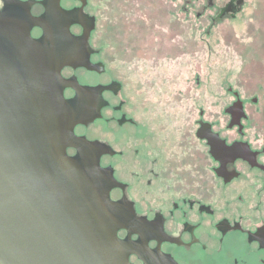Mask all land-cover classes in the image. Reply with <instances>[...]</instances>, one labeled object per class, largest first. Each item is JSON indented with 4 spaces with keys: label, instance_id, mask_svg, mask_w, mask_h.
<instances>
[{
    "label": "flooded vegetation",
    "instance_id": "flooded-vegetation-1",
    "mask_svg": "<svg viewBox=\"0 0 264 264\" xmlns=\"http://www.w3.org/2000/svg\"><path fill=\"white\" fill-rule=\"evenodd\" d=\"M239 1L226 2L218 19L235 18L245 2ZM110 2L102 1L99 41L93 0H0V122L12 121L1 107H47L54 119L61 77L100 87L99 96H89L100 118L77 125L74 134L102 146L100 166L116 181L110 199L122 224L118 238L134 247L130 264H264V119L244 107L245 118L234 120L227 110L241 99L232 89L236 101L222 110L224 118L212 107L172 105V88L181 93L188 78L173 84L171 64L187 66L188 40H176L171 10L125 0L134 12L131 27L124 14H111ZM80 9L95 18L90 61L101 64L100 73L60 70L61 12ZM182 12L187 16L188 7ZM70 32L81 36L84 27L73 24ZM76 95L64 90L65 100ZM66 152L78 154L75 147Z\"/></svg>",
    "mask_w": 264,
    "mask_h": 264
},
{
    "label": "water",
    "instance_id": "water-1",
    "mask_svg": "<svg viewBox=\"0 0 264 264\" xmlns=\"http://www.w3.org/2000/svg\"><path fill=\"white\" fill-rule=\"evenodd\" d=\"M73 24L84 34L72 35ZM94 29L95 18L83 9L61 12L60 70L101 72L90 61ZM59 83L54 119L47 107H1L2 118L11 113L12 121L0 122V264H130L134 247L118 238L122 224L110 199L116 181L100 166L102 146L74 134L77 125L100 118V106L89 100L100 87L81 86L76 78ZM67 87L75 98L65 100ZM230 107L234 120L245 118L241 100ZM68 147L78 154L69 157Z\"/></svg>",
    "mask_w": 264,
    "mask_h": 264
},
{
    "label": "rangeland",
    "instance_id": "rangeland-1",
    "mask_svg": "<svg viewBox=\"0 0 264 264\" xmlns=\"http://www.w3.org/2000/svg\"><path fill=\"white\" fill-rule=\"evenodd\" d=\"M102 1L93 0L98 17L95 39L99 41L107 13ZM124 1L111 0L109 11L111 14H124V25L132 27L134 12L128 9ZM228 1L214 0V5L210 7L209 0H140V8L152 11L159 8L162 14L165 8L170 9L173 33L178 34L176 40L179 44L183 39L188 40L187 55L183 57L187 66L184 63L171 64L173 84L184 80L186 76L188 78L187 85H183L185 87L177 88L181 93H177L175 87L172 88V105L212 107L215 112L220 111L221 118H224L222 110L236 101L230 92L232 89L239 93L248 113L264 119V72L259 73L257 79L253 75L256 65L262 66L264 71V0H245L235 18L227 16L219 20V11ZM186 6L189 9L187 16L182 12ZM158 10L155 11L157 14ZM129 13L130 19L126 16ZM199 13L200 18L197 16ZM141 69L149 70L148 65L146 69L144 66ZM153 74L151 71V76ZM86 76V82L97 80L96 77L89 80ZM164 99L169 100V97L163 96ZM253 99H257V103H253Z\"/></svg>",
    "mask_w": 264,
    "mask_h": 264
},
{
    "label": "trees",
    "instance_id": "trees-1",
    "mask_svg": "<svg viewBox=\"0 0 264 264\" xmlns=\"http://www.w3.org/2000/svg\"><path fill=\"white\" fill-rule=\"evenodd\" d=\"M262 70H263L262 66L261 67H257V65H256V67H254V73H253V75H254V78L255 79L258 78V75H260L259 73H263L264 72Z\"/></svg>",
    "mask_w": 264,
    "mask_h": 264
}]
</instances>
